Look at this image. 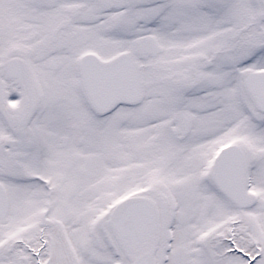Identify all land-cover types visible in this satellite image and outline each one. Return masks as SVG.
I'll list each match as a JSON object with an SVG mask.
<instances>
[{
    "label": "snow or ice",
    "instance_id": "snow-or-ice-1",
    "mask_svg": "<svg viewBox=\"0 0 264 264\" xmlns=\"http://www.w3.org/2000/svg\"><path fill=\"white\" fill-rule=\"evenodd\" d=\"M0 264H264V0H0Z\"/></svg>",
    "mask_w": 264,
    "mask_h": 264
}]
</instances>
